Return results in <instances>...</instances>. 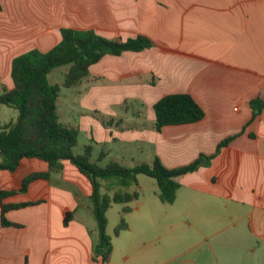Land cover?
<instances>
[{"label": "crops", "instance_id": "1", "mask_svg": "<svg viewBox=\"0 0 264 264\" xmlns=\"http://www.w3.org/2000/svg\"><path fill=\"white\" fill-rule=\"evenodd\" d=\"M63 27L122 40L143 34L153 42L104 55L69 87L60 109L59 93V120L78 128L77 147L91 145L94 160L105 152L101 165L112 160L128 167L155 157L167 168L200 154L214 157L178 178L171 204L152 190L118 203L112 224L108 208L112 253L106 263L93 260L91 183L70 161L23 192L22 180L47 171V164L23 158L13 172L0 169V189L17 190L0 207L37 202L5 212L19 226L0 223V264H264V107L252 118L249 104L264 100V0H0V71L7 88L12 58L48 51ZM172 93L190 94L204 116L156 130L153 105ZM65 210L73 212L66 225ZM119 219L128 227L114 235L110 229ZM187 236L193 238L188 244ZM164 252H174L170 261L162 260Z\"/></svg>", "mask_w": 264, "mask_h": 264}, {"label": "trees", "instance_id": "2", "mask_svg": "<svg viewBox=\"0 0 264 264\" xmlns=\"http://www.w3.org/2000/svg\"><path fill=\"white\" fill-rule=\"evenodd\" d=\"M60 35V41L48 51L31 49L12 58V87L1 85L0 103L15 108L17 117L0 123V169L13 172L23 158L45 162L47 171L31 172L22 180L18 191L23 192L32 180L48 179L53 171L62 168L64 160L70 161L91 183L89 198L97 228L93 260L100 259L106 263L112 253L111 236L106 232V211L113 203H128L139 197L138 191L128 192L122 188L135 184L138 174H145L156 180L159 200L171 204L180 186L178 178L209 165L214 154H200L189 164L167 168L157 157L151 162L129 167L112 160L101 165L98 162L105 152L101 151L98 159L94 160L91 145H85L80 152H75L79 130L75 126L64 125L59 120L57 111L61 86L69 88L81 83L87 78L90 66L106 54L120 55L126 50L140 51L151 47L153 42L143 34L122 40L104 37L91 29L69 27L61 28ZM62 65L67 67L62 83L52 82L49 74ZM249 104L254 118L264 107V100L256 97ZM153 110L156 130L165 125L196 122L204 116L203 109L187 93L167 94L154 103ZM233 138L234 136H229L223 139L216 152ZM112 187L116 189L110 190ZM16 192L15 189H0V201ZM36 203H1V225L19 226L9 222L5 218V212ZM122 210L126 212L130 208L125 206ZM72 214V211H64V225L72 218ZM127 227V223L121 219L114 227V234L118 235Z\"/></svg>", "mask_w": 264, "mask_h": 264}, {"label": "rangeland", "instance_id": "3", "mask_svg": "<svg viewBox=\"0 0 264 264\" xmlns=\"http://www.w3.org/2000/svg\"><path fill=\"white\" fill-rule=\"evenodd\" d=\"M65 69H66V65H62V66H58V67L54 68L51 71V73L49 74V79L52 82H58L59 83L60 80H62L64 77L63 72ZM5 80H6V78L4 76L3 71L1 70L0 71V92H1V85H3V84L5 85ZM70 89L71 88H66L64 86H61V88H60V99H59V103H58L59 109L62 107L61 106L62 104L66 103V101H67L66 97L69 95L68 93H70ZM16 117H17V110L15 108L0 103V123L1 124L4 122H8L10 120H15ZM62 121L66 122V119L64 117H62ZM80 150H81L80 146L79 147L75 146V148H74L75 152H79ZM143 162H145V161H142V163ZM145 163H148V162H145ZM118 189H119V187H118ZM122 189L125 191H128V192L138 191L139 195L145 194L148 196V195H150V192L152 190H157L158 186H157L156 180L154 178L147 176L145 174H138L136 176L135 184H131L130 186L123 187ZM111 207L112 208L109 209V212H108V220H109L110 224L117 221V216H118L117 212L119 210L120 204L113 203ZM87 215H89V217H90L89 223L91 222L95 225L96 221H95L93 214L90 212V214H87ZM120 220L121 219H119L117 223H119ZM110 232H113V234H114L113 227L110 229ZM186 240H187L186 244H188V242L192 241L193 238L191 236H187V238H185L184 241H186ZM178 251L179 250H177L175 252H178ZM164 253L165 254H163V256H162L163 261L168 260L170 257H172L174 255V252L173 253L172 252L171 253L164 252ZM168 261H170V259ZM175 261H176V263L182 262V257L176 258ZM147 264H149V263H147ZM164 264H170V263H164ZM211 264H213V263H211Z\"/></svg>", "mask_w": 264, "mask_h": 264}]
</instances>
